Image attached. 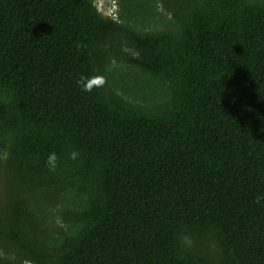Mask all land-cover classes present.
I'll use <instances>...</instances> for the list:
<instances>
[{
	"label": "trees",
	"instance_id": "trees-1",
	"mask_svg": "<svg viewBox=\"0 0 264 264\" xmlns=\"http://www.w3.org/2000/svg\"><path fill=\"white\" fill-rule=\"evenodd\" d=\"M96 1L0 0V264H264V0Z\"/></svg>",
	"mask_w": 264,
	"mask_h": 264
},
{
	"label": "clouds",
	"instance_id": "clouds-1",
	"mask_svg": "<svg viewBox=\"0 0 264 264\" xmlns=\"http://www.w3.org/2000/svg\"><path fill=\"white\" fill-rule=\"evenodd\" d=\"M122 51L131 54L133 57L138 58L139 53L136 52L133 49H130L128 47H123ZM107 83L106 77L103 75H92V76H81L80 79L77 80V84L80 87V89L83 92L91 93L95 89H101L105 86ZM79 158V153L76 151H73L69 154V159L75 161ZM58 156L56 153H50L47 160H46V167L50 172H55L57 168L59 167L58 164ZM262 201H264V195L257 196L254 203L260 204ZM25 264H31L30 261H26Z\"/></svg>",
	"mask_w": 264,
	"mask_h": 264
},
{
	"label": "rangeland",
	"instance_id": "rangeland-1",
	"mask_svg": "<svg viewBox=\"0 0 264 264\" xmlns=\"http://www.w3.org/2000/svg\"><path fill=\"white\" fill-rule=\"evenodd\" d=\"M96 3L98 9L106 15L112 14L116 9V5L113 0H97ZM2 181H3V175H1V181H0L1 186H2Z\"/></svg>",
	"mask_w": 264,
	"mask_h": 264
}]
</instances>
